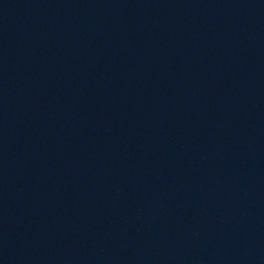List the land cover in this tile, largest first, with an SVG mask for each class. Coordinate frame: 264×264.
Returning a JSON list of instances; mask_svg holds the SVG:
<instances>
[{
  "label": "water",
  "instance_id": "1",
  "mask_svg": "<svg viewBox=\"0 0 264 264\" xmlns=\"http://www.w3.org/2000/svg\"><path fill=\"white\" fill-rule=\"evenodd\" d=\"M0 264H264V0H0Z\"/></svg>",
  "mask_w": 264,
  "mask_h": 264
}]
</instances>
